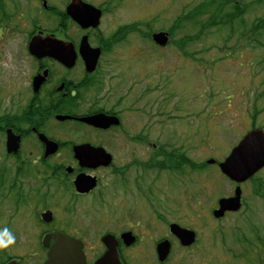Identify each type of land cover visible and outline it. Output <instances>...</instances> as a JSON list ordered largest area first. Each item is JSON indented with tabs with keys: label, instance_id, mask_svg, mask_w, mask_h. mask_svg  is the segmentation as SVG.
Masks as SVG:
<instances>
[{
	"label": "flooded vegetation",
	"instance_id": "1",
	"mask_svg": "<svg viewBox=\"0 0 264 264\" xmlns=\"http://www.w3.org/2000/svg\"><path fill=\"white\" fill-rule=\"evenodd\" d=\"M74 1H31L28 43L35 37L44 41L46 56L29 55L31 72L26 88L19 90L25 99L17 107L22 117L13 118L12 126L2 134L5 145L7 130L21 137L19 153L6 159L20 160L24 143L31 140V187L23 194L15 193L10 205L15 211L31 207V234L27 239L34 245L28 247L26 255L16 254L13 245L12 255L0 251V264H45L56 234L83 244L85 264H95L102 258L109 251L107 242L116 248L122 264H127L126 251L145 239L154 240L156 256L157 246L163 241L171 243L170 255L174 242L180 245L170 229L178 224L175 213L168 219L160 206L170 199L163 193L174 186L170 180L179 174L189 177L191 173L186 170H194L190 163L194 166L195 162L183 146L186 136L180 138L177 126L185 120L178 115L174 92L164 95L147 89L136 91L129 62L141 51L142 36L161 50H176L178 44L171 41L172 29L167 31L169 43L156 44L152 36L165 30L132 26L130 17L121 13L128 8V0H81L100 12L97 27L83 28L67 13ZM133 35L141 40L140 44L133 45ZM87 45L92 52L84 55L81 48ZM88 55L97 57L93 69L94 60L87 59ZM162 69L156 63L153 70L142 72L143 78ZM95 115L114 119L106 128L83 121ZM41 137L57 146L55 153L46 155L47 144ZM77 147H85L82 151L88 152L103 149L111 162L108 166L82 164L85 156H76ZM80 177L89 178L84 188H89L92 181L94 187L79 191L76 182ZM146 179L156 201L140 197ZM4 191L3 181L0 199L6 201ZM3 223L0 231L7 228L14 235L13 225L9 226L7 220ZM89 239L93 240L92 248L87 246ZM131 240L133 243L128 245Z\"/></svg>",
	"mask_w": 264,
	"mask_h": 264
},
{
	"label": "rangeland",
	"instance_id": "2",
	"mask_svg": "<svg viewBox=\"0 0 264 264\" xmlns=\"http://www.w3.org/2000/svg\"><path fill=\"white\" fill-rule=\"evenodd\" d=\"M3 1L11 18L0 26V116L13 119L22 117L17 113L20 111L17 107L25 99L20 91L26 88V79L31 72L27 44L33 17L32 0ZM49 1L57 4L61 0ZM204 1L128 0V8H123L121 13L130 17L131 24L146 27L148 31L150 28L168 31L176 20ZM254 1L243 0V3ZM230 7L232 11V5L225 10ZM263 17L264 1L261 3L260 0L242 16L243 26L237 21L238 17L234 26L219 25L207 29L197 40L187 41L182 50L173 47L161 50L142 36L141 51L129 61L131 84L136 91L147 89L165 92L164 95L171 91L176 94L174 103L180 108L178 115L190 126L188 130V124L179 121L180 138L183 134L186 136L184 149L197 165L210 159L223 162L246 133L253 129L264 131V38H259V43L252 41L248 32L252 23ZM199 32L200 26L184 23L172 37L179 44ZM131 42L137 45L141 40L133 35ZM156 63L163 69L143 78L144 70H153ZM5 157V136L0 134V177L4 178L3 196L6 193L7 199H0V225L6 220L9 226L13 225L17 239L15 237L11 245L16 246V254L26 255L28 247L34 245L27 239L31 234L28 231L31 207L15 211L10 204L14 203L15 193L23 194L31 187V140L24 143L20 160ZM23 160L24 165L21 164ZM186 172L191 173L189 177L179 174L170 180L173 187L169 190L165 187L164 197L171 199L173 196L175 200L164 201L160 211L168 219L175 213L176 222L194 231L197 241L188 249L174 242L169 260L164 264H245L244 260L234 257L250 250L247 245L238 244V238L243 233L248 239L256 238V233L264 237V198L255 193L258 188L264 193V169L254 181L241 185V211L219 220L213 216V210L217 209L220 199L233 196L236 185L222 175L217 165ZM163 177L165 179V174ZM141 186L140 197L145 195L149 201H156V196L148 191L147 179ZM141 208L146 210V205ZM86 243L89 248L94 246L92 239ZM154 243V240L145 239L131 251H126V263L159 264ZM11 245L0 251H4L5 256L12 255Z\"/></svg>",
	"mask_w": 264,
	"mask_h": 264
},
{
	"label": "water",
	"instance_id": "3",
	"mask_svg": "<svg viewBox=\"0 0 264 264\" xmlns=\"http://www.w3.org/2000/svg\"><path fill=\"white\" fill-rule=\"evenodd\" d=\"M76 1L80 3L77 4ZM74 1L67 9L68 15L76 21L83 28L97 27L100 20V12L94 7L84 4L81 0ZM153 40L160 45L168 43V35L165 33L155 34ZM39 38H33L28 45L30 55L36 58H43L46 56L45 50L42 49V43ZM81 52L86 55L92 52L88 47L81 48ZM87 59H93L92 68L96 63L97 57L88 55ZM38 79H35V83ZM64 119V118H62ZM114 118L106 117L105 115H96L90 118L83 119L84 122L89 123L95 127L106 128L112 124ZM47 144L46 155L56 152L57 146L41 137ZM21 137L13 133L12 130L6 132V149L8 154H17L20 150ZM85 147H77L75 149L76 156L81 159L82 156L85 160L81 159L82 164L91 166H108L111 162L110 157L103 149H94L91 152L82 151ZM88 148V147H87ZM215 160L208 161V164H215ZM221 173L227 177L231 182L241 185L252 179L258 172L264 169V131L261 129H254L248 132L236 147L233 148L230 155L222 162L219 163ZM85 180L89 178L80 177L77 182L79 191H88L94 187V181L89 188L85 185ZM241 195L242 191L240 186H237L234 191V196L231 198L221 199L219 201V209L214 212V217L220 219L226 213H237L241 210ZM48 216V215H44ZM171 233L179 240L183 247H190L196 241L195 232L182 228L177 224L170 227ZM55 243L50 248L48 259L45 264H85V256L83 254V244L74 239H70L62 234L55 235ZM133 240L128 244H132ZM109 251L95 264H122L117 254L116 248L110 242L106 243ZM171 252V243L163 241L157 246L158 261L163 264ZM9 264H15L14 262Z\"/></svg>",
	"mask_w": 264,
	"mask_h": 264
},
{
	"label": "trees",
	"instance_id": "4",
	"mask_svg": "<svg viewBox=\"0 0 264 264\" xmlns=\"http://www.w3.org/2000/svg\"><path fill=\"white\" fill-rule=\"evenodd\" d=\"M264 0H261V3ZM257 3L260 0H256ZM254 1L250 4H244L243 0H206L200 4H198L195 8H193L190 12H188L185 16H181L175 23L174 28H179L180 25L184 23H191L196 26H200L199 34L194 37H186L180 43L185 44L187 41H195L199 38L205 30L217 27L219 25H229L234 26V21L237 20L242 26L244 24L242 20V16L245 14L246 10L251 7L253 4H256ZM232 5L229 10H225L226 7ZM207 17L206 21H202L203 18ZM11 16L7 14L6 7L3 0H0V26L4 22L10 21ZM234 32V31H233ZM232 32V33H233ZM251 35L249 38L252 41H257L259 43V38H264V17L255 20L249 31ZM183 48V47H180ZM12 126V119L10 116H0V133H3L4 130L8 127ZM182 164V163H180ZM190 167L194 170H203L207 167L206 164L192 166L190 163ZM253 179L252 181H254ZM4 178L0 177V185H3ZM260 187V186H259ZM262 190L258 188L255 193L262 198H264V193H261ZM238 244H245L250 250H247L245 254L234 256L236 259L244 260L245 264H264V237L260 236L256 233V238L248 239L244 236V233L241 237L238 238Z\"/></svg>",
	"mask_w": 264,
	"mask_h": 264
},
{
	"label": "clouds",
	"instance_id": "5",
	"mask_svg": "<svg viewBox=\"0 0 264 264\" xmlns=\"http://www.w3.org/2000/svg\"><path fill=\"white\" fill-rule=\"evenodd\" d=\"M15 242V236L7 229L0 231V248H7Z\"/></svg>",
	"mask_w": 264,
	"mask_h": 264
}]
</instances>
